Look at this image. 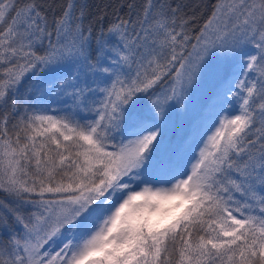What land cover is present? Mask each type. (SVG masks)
Listing matches in <instances>:
<instances>
[{"label": "snow or ice", "instance_id": "1", "mask_svg": "<svg viewBox=\"0 0 264 264\" xmlns=\"http://www.w3.org/2000/svg\"><path fill=\"white\" fill-rule=\"evenodd\" d=\"M48 7L0 0V264H264V0Z\"/></svg>", "mask_w": 264, "mask_h": 264}, {"label": "trees", "instance_id": "2", "mask_svg": "<svg viewBox=\"0 0 264 264\" xmlns=\"http://www.w3.org/2000/svg\"><path fill=\"white\" fill-rule=\"evenodd\" d=\"M162 1V0H161ZM46 7H48L49 15L51 16L53 10L55 11L56 15H59L60 11L62 10V6L65 3V0H42ZM146 0H77V3H86L87 5V12L88 15L85 18V24L87 25L89 21H91L96 28H99L101 25H107L110 20H112L116 15L119 16H126L129 13V5H135V8L132 9V14L135 16L136 10L140 9ZM169 3L175 5L177 3H181L183 6V13L188 17L193 16H203L201 17V21L203 18H206L208 15L213 0H168ZM196 4L199 5L196 7ZM201 7V8H200ZM197 14V15H196ZM196 21H192V25L194 26ZM24 95H25V87H22L20 90V99L21 104L20 108L23 111L26 107H29L32 104L42 102L40 101L35 94H32V98L27 100V103H24ZM91 115V114H89ZM207 115L206 113H201L200 111L197 113L194 119L191 122H202L204 126L211 123L210 119L203 120V116ZM177 120V119H176ZM189 124V123H188ZM188 124L181 129L180 135L183 134L184 130L188 126ZM177 134V124L175 122V127L173 129V138H176ZM179 135V136H180ZM178 136V137H179ZM47 196V194H45ZM0 197L6 199V194L0 191ZM38 198V197H37ZM0 238L7 239L6 235L0 234ZM60 246V242L56 241L55 245L53 246L54 249Z\"/></svg>", "mask_w": 264, "mask_h": 264}, {"label": "rangeland", "instance_id": "3", "mask_svg": "<svg viewBox=\"0 0 264 264\" xmlns=\"http://www.w3.org/2000/svg\"><path fill=\"white\" fill-rule=\"evenodd\" d=\"M160 2H163V0L162 1L160 0ZM197 6H199V5L196 4V7ZM215 87H216V84L214 81L206 79L204 81V83L202 84L201 92L197 94L196 101H195L196 104H199L200 100L204 96L212 93L214 91ZM43 102L48 103L47 98H44ZM49 107H51V108H63V107H65V105L53 103V104H50ZM199 111H200L199 108L195 107L193 109H190V111L184 117L177 118V120H176V124H177L176 137H178L180 135L181 129H183L189 122H191V120L195 118V116L197 115V113Z\"/></svg>", "mask_w": 264, "mask_h": 264}]
</instances>
